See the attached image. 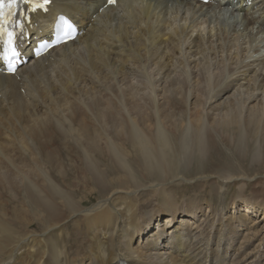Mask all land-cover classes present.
<instances>
[{"label":"bare ground","instance_id":"6f19581e","mask_svg":"<svg viewBox=\"0 0 264 264\" xmlns=\"http://www.w3.org/2000/svg\"><path fill=\"white\" fill-rule=\"evenodd\" d=\"M58 14L74 40L40 57L20 41L28 61L0 69V264L206 263L182 225L205 216L202 199L222 212L218 189L233 177L183 181L220 143L261 154L264 0H50L20 35L34 29L35 45ZM87 183L103 198L84 208ZM253 190L236 210L245 229L247 213L264 219Z\"/></svg>","mask_w":264,"mask_h":264},{"label":"rangeland","instance_id":"374dc122","mask_svg":"<svg viewBox=\"0 0 264 264\" xmlns=\"http://www.w3.org/2000/svg\"><path fill=\"white\" fill-rule=\"evenodd\" d=\"M191 102H193L192 98L189 99L187 106L188 111L186 123L189 122L190 112L193 111V105L190 104ZM240 153L241 152H239L233 144L225 145L224 143H220L217 145L216 150L207 152L204 154V157L201 156L197 160L194 159L186 170L189 173L186 172L187 175L184 179L185 181H183V185L186 186L194 185L197 182L202 181L212 182L220 175L230 174L233 177L232 179L230 178L231 180L226 179L227 181H225L224 184H222V187L218 189L221 196L219 199H221L223 206L222 212L216 210L218 206L211 211L212 207L208 206L205 199H202L199 201L200 207H202L200 210H204L205 216H201L199 221L192 220L190 223H184V225H182L183 228H188L191 230V233L197 235L192 239V243L199 242L195 247L199 246V250L201 251L200 254L207 259L206 263L205 260H202L203 264L214 263L215 259H218V261L220 259L224 264H229L232 259V254L237 256L238 264H264V237L262 238L264 235L263 214L260 212H254L255 214L247 213L252 221L247 223V228L245 229L244 226H238L239 220H244L241 216L244 212H236L239 208H242L243 210V202L247 200L248 197L252 196L254 188L257 191H260L259 189L264 191V172L260 169L261 165L264 163V147H261V154L256 160H253L250 154L242 156ZM109 162L110 161L108 160L101 161V167L105 168ZM244 183L246 185H244ZM96 186L97 185H94V183H87L79 188L77 187L76 198L83 200L84 208L96 204L103 198V195L99 193L100 189ZM71 188L73 189L72 186ZM240 188L244 190L243 195H239L241 192ZM193 189L194 188L191 189V194H201V192H193ZM197 190L200 191L199 188H197ZM257 197V200L264 201V194L259 193ZM215 199L212 203L214 206H216V203L219 201L218 199ZM262 203L264 204V202ZM196 206H198V204ZM145 211L151 213L154 210H152V207H147ZM200 213L203 214V211ZM157 218L158 217L156 216L154 225L158 224ZM75 219V217H71L66 222L70 225ZM165 221H167V219ZM170 223L173 222L171 221ZM255 224L256 229L258 230V236L256 237L250 233L253 230V228L251 230L250 228ZM197 225H199L198 229L194 230L193 228ZM202 229V234H199L198 230L201 231ZM245 235L250 238L248 237V243L243 245L240 241H242V238ZM138 241H141L139 237L135 240L136 244ZM189 243L190 238H187L186 244L192 245V243ZM204 251L206 255H204ZM86 259L87 258L83 260L84 264L89 263Z\"/></svg>","mask_w":264,"mask_h":264},{"label":"snow or ice","instance_id":"6c2138e0","mask_svg":"<svg viewBox=\"0 0 264 264\" xmlns=\"http://www.w3.org/2000/svg\"><path fill=\"white\" fill-rule=\"evenodd\" d=\"M20 2L27 4L30 2V0H20ZM44 2L47 3L48 0H44ZM108 2H109V4H112V3H114V0H108ZM5 6H7L9 9L8 15L9 16L14 15V12L12 10L15 7H17V0H0V20H2L4 17L3 9L5 8ZM43 6H44L43 4H33L32 5L33 10H35V8H37V7H43ZM6 23H7V21L3 20V24H6ZM3 24H0V29H2L3 31H7V29L3 27ZM8 36H9V42H10L12 33H8Z\"/></svg>","mask_w":264,"mask_h":264}]
</instances>
